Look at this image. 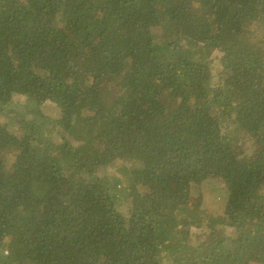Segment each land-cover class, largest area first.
Instances as JSON below:
<instances>
[{
    "label": "trees",
    "instance_id": "16d2710c",
    "mask_svg": "<svg viewBox=\"0 0 264 264\" xmlns=\"http://www.w3.org/2000/svg\"><path fill=\"white\" fill-rule=\"evenodd\" d=\"M0 264H264V0H0Z\"/></svg>",
    "mask_w": 264,
    "mask_h": 264
},
{
    "label": "rangeland",
    "instance_id": "374dc122",
    "mask_svg": "<svg viewBox=\"0 0 264 264\" xmlns=\"http://www.w3.org/2000/svg\"><path fill=\"white\" fill-rule=\"evenodd\" d=\"M162 208H164V205L163 206H160L158 209H162Z\"/></svg>",
    "mask_w": 264,
    "mask_h": 264
}]
</instances>
